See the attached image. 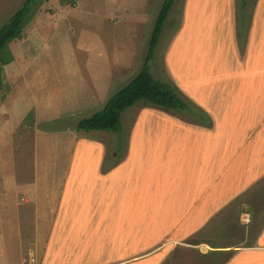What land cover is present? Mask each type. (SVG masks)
Wrapping results in <instances>:
<instances>
[{
    "label": "rangeland",
    "instance_id": "obj_1",
    "mask_svg": "<svg viewBox=\"0 0 264 264\" xmlns=\"http://www.w3.org/2000/svg\"><path fill=\"white\" fill-rule=\"evenodd\" d=\"M24 2L0 0V28ZM162 2L36 0L22 36L6 48L10 62L3 66L0 76V228L4 231L2 239L6 257L15 261L14 264H38L41 253L36 239L40 236L44 239L50 232L48 228L52 212L57 207V198L62 193V182L73 178L69 166L74 165L75 171L80 169L85 172L88 181L97 182L90 192L99 194L104 188L99 175L128 158L135 138L136 160L132 161L131 168L124 167L112 174L114 190L123 192V182L129 171H132L137 185L142 183L152 190L154 183H162V165H153L155 156L164 154L180 159L183 152L176 147H183L182 137L188 145L197 144L187 134L189 127L213 134V137L205 135L207 141L217 136L223 138V129L232 130L230 134L235 147L229 145V148L236 154L234 164L239 169L245 168L243 157L250 153L252 162L249 169L252 170L253 182L250 175L237 181L236 190L240 186L250 189L239 194L229 206L230 209L235 207L238 213L234 217L225 210L208 221L209 226L187 236L183 244H171L153 254L156 256L150 260L136 264H264V248L252 247L264 245V237L253 241L258 237L264 216L262 223H256L255 217L251 216L252 208L247 204L245 207L252 196V206L259 204L254 201L257 196L264 197V88L255 91L253 95L256 97L250 99L245 89L224 85L242 72L236 75L232 72L225 79L220 78V72L233 64L232 50L236 45V37L232 33L223 34L231 10L229 0L209 3L210 11L216 6L218 29L214 33L206 32L207 41L202 42L204 48L198 49L197 53L195 44L189 43L188 48H194L199 59L202 56L211 63L207 67L211 73L207 72L209 81L206 85L189 88V93L181 86L186 81L195 84V78H198L193 74L185 75L179 49L180 28L185 15L184 31L192 40H196L199 34V20L207 16L197 12V3L190 2L187 8V0H175L155 50L151 61L153 76L177 87L187 100L188 109L165 110L141 101L123 112L120 131H83L77 128L80 119L102 109L116 91L139 73ZM243 2L237 0L233 6L232 31L241 38H244L249 23H253L258 15L257 12L253 15L256 0ZM209 26L210 23H205L206 29ZM226 33L229 31L226 30ZM215 71L218 74L216 77ZM224 73L228 74L227 71ZM211 77L219 83L216 84V79ZM256 80L259 84L264 83V74ZM228 91L231 96L236 94L234 103L222 95ZM200 97L210 104L216 99L213 107L220 112L216 122L211 113L197 104ZM167 119H170L175 141L171 140L173 135L168 139L160 131L164 125L167 126ZM247 129L254 135H249L245 131ZM247 136L251 142L247 141ZM92 162H96L97 168L90 167ZM151 170L156 178L150 177ZM136 194L140 201L138 206L143 207L142 196ZM174 197L166 198L161 189L159 192L152 191L145 200L146 206L159 210L178 207L179 202ZM261 206L263 204L260 203V209ZM96 207H101L99 202ZM241 212L245 214L244 219L246 215L252 217L253 230L243 243L246 222L240 220ZM117 215L119 213L116 212L102 219L112 229L121 228L124 231L123 222L129 218L123 215L120 220ZM176 215L179 217V213ZM38 222L41 232L33 233ZM255 223L259 226H254ZM167 230L165 226L161 228V233ZM222 244L251 248H210ZM20 245L21 255L20 250L15 248ZM148 248H151L150 245Z\"/></svg>",
    "mask_w": 264,
    "mask_h": 264
},
{
    "label": "crops",
    "instance_id": "obj_2",
    "mask_svg": "<svg viewBox=\"0 0 264 264\" xmlns=\"http://www.w3.org/2000/svg\"><path fill=\"white\" fill-rule=\"evenodd\" d=\"M190 2L197 3V12L207 16L199 20L197 26L199 34L196 40H192L184 31L186 15L183 26L180 28L179 49L184 61L182 68L184 69L185 67V75L193 74L198 77L195 78V84L191 81L181 83L182 88L188 93L189 88L194 89L200 85H206V82L209 81V77H206L208 75L207 72L211 73V71L207 70L208 65L211 63L206 62L202 56L199 59L196 50L188 48L190 46L189 43L191 45L195 44L198 53V49L204 48L202 42L207 41L206 32L214 33L218 29L216 25L218 14L214 10L216 6L211 11L209 10V3L214 4L216 0H187V8ZM235 4H237V0H229L231 10L223 32L224 35L232 33L236 37V45L232 50L233 64L229 68L226 67L223 73L220 72V78L225 79L232 72L234 75L242 72L234 80H225L228 83L224 85L245 89L246 92H249V98L252 99L256 97V95H253L255 91L264 88V83L259 84L260 82L256 80L264 74V0H256L253 15L254 12H257L258 15L253 19V23L252 21L249 23L250 26L248 25L244 38H241L239 34H233L232 31L233 6ZM205 23H210L209 28L206 29ZM226 30L229 33H226ZM194 60L195 62L191 63ZM169 64L172 69L171 59ZM224 71H227L228 74H225ZM217 75L216 73L215 77ZM245 77L246 79H244ZM215 83L217 84L219 81L216 79ZM209 85H212V83H209ZM222 88H225V86ZM222 95L227 96L228 100L234 103L233 97L236 94L231 96L228 91L223 92ZM242 97L247 99L245 95H242ZM200 98L197 100V104L203 107L207 113H211L216 122V118L220 116V112L216 110V107H213L216 99L214 100L215 102L210 104L203 97ZM256 109H259V107ZM224 112L227 114L226 111ZM223 117L226 119V115ZM166 124L167 126L164 125V128L160 129V131L164 137L169 139L173 135L170 119H167ZM187 129L184 130L197 144L188 145L185 138L182 137L180 140H183V147L180 149L176 147L183 152L180 159L171 158L169 155L166 156L164 154L161 156L162 158L155 156L153 165H162V183H154L152 190L148 185L146 187L142 183L137 185L132 171L128 172L123 182V192L114 190L115 183L112 179V174L120 172L119 170L124 167L131 168L133 165L132 161L136 160L135 138L132 146H130L128 158L122 164L113 167L112 170L99 175L101 183H103L101 187L104 186V188H101L103 191L100 189L99 194L90 192L91 189L95 188L97 182L88 181L85 172L80 169L75 171L74 165L69 166L73 178L62 182V193L60 198H57V207L52 212L51 225L48 228L50 232L44 239L41 236L38 237V240L36 239L37 236L35 238L36 245L39 246L41 253L38 264H136L139 261L150 260L156 256L153 254L163 248H167L171 244H183L187 236L209 226L208 221H212L215 215H219L225 210L231 215L233 214L232 217H234L237 213L236 209L235 207L230 209L229 206L239 194L250 189L247 188L245 190L240 186L236 190L237 181L240 177L250 175L251 182H253L252 170L249 169L252 162L251 154H244L243 164L246 166L239 169L234 164L236 154L233 153L234 150L229 148V145H232L233 148L235 147L233 136L230 134L232 130L229 132L228 130L230 129H223L221 130L224 134L223 138L217 136L207 141L206 138L210 134H206L205 130L194 127ZM245 131L251 136L254 135L253 131L249 129ZM199 135L200 138H197ZM205 135L208 136L205 137ZM210 136L213 137L214 135L211 134ZM171 140L175 141L174 135ZM247 141L251 142L249 136H247ZM259 142L261 143L262 140ZM95 164L96 162H92L90 167L95 166ZM149 175L156 178L153 170H151ZM160 189L166 198L171 197V195L175 196L174 198L179 202V206L174 208L166 207L164 210L147 207L145 200L149 192H156V190L159 192ZM7 190H10V188H7ZM3 192L5 193L6 190H3ZM136 193L142 196L143 207L138 206L140 201ZM5 199L6 196L3 197V201ZM252 200L253 196L249 204L245 203V207H247V204L249 208H252L251 216L255 217L254 221L257 223L264 216V197L257 196L254 201L259 204L255 203L254 206H252ZM7 201L5 205L8 204ZM98 202L101 207H96ZM260 203L263 204L261 209ZM116 212L119 213L117 217H120V220L123 215L129 218V220L127 219V221L123 222L124 231L121 228L112 229L110 225L105 224V219H102L103 216L107 217ZM176 213H179V217ZM244 215L241 212L240 220L243 221ZM252 217L249 218L246 215V219H244L246 222V226L243 229L245 239L241 243L248 240L250 232L253 231L251 226ZM165 226H167L168 230L162 234L161 228ZM254 226L259 225L256 224ZM34 228L33 233L37 232L38 234L41 232L40 223ZM258 230L260 231L258 237L253 241L264 237V223L260 225ZM3 232L0 228V264H14L15 261H9L6 257L7 251L2 239ZM148 245L151 248H148ZM221 247L251 248L226 244L214 245L210 248L217 249ZM252 247L264 248V245ZM15 248L19 251L22 245ZM21 251H19V255H21ZM30 263L33 264V262ZM151 264L155 263L152 262Z\"/></svg>",
    "mask_w": 264,
    "mask_h": 264
},
{
    "label": "trees",
    "instance_id": "obj_3",
    "mask_svg": "<svg viewBox=\"0 0 264 264\" xmlns=\"http://www.w3.org/2000/svg\"><path fill=\"white\" fill-rule=\"evenodd\" d=\"M248 0H244V4ZM36 0H25L9 20L0 28V76L4 65L10 61L6 55L9 43L20 38L27 18ZM175 0H163L149 40L147 55L139 73L109 98L105 106L89 117L79 120V130L120 131L123 112L139 102L151 104L165 110L182 111L188 109L187 100L171 83L156 79L151 71V61L159 44L165 24ZM1 83V77H0Z\"/></svg>",
    "mask_w": 264,
    "mask_h": 264
}]
</instances>
